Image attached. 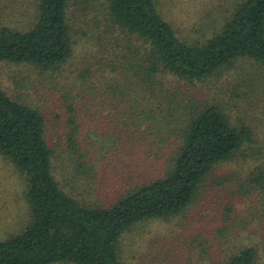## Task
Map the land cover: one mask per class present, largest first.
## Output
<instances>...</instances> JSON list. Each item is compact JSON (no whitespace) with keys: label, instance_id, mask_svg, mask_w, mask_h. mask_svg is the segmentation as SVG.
<instances>
[{"label":"rangeland","instance_id":"1","mask_svg":"<svg viewBox=\"0 0 264 264\" xmlns=\"http://www.w3.org/2000/svg\"><path fill=\"white\" fill-rule=\"evenodd\" d=\"M155 1L178 37L203 42L220 31L242 0ZM36 4L37 0H0V28L27 31L35 21ZM109 20L100 0H71L73 55L66 65L53 72L30 64L0 67L5 93L45 117L55 153L53 174L66 193L81 204L107 207L163 177L175 146L173 139L164 141L159 130H167V125L169 130L179 129L176 118L194 105L219 106L233 125L250 127L264 141V67L239 60L201 82L165 77L159 78L160 86L152 79L148 87L137 76V67L135 72L132 68L139 63L141 43ZM125 72L136 76L135 83L125 80ZM71 131H76L75 152L68 142ZM79 150L92 167L80 162ZM222 168L205 181L195 202L180 216L141 223L127 232L121 239L123 264H224L262 239L264 222L247 226L245 221L255 197L239 192L232 176L236 170L247 175L249 167ZM27 186L25 173L0 156V240L29 224Z\"/></svg>","mask_w":264,"mask_h":264},{"label":"trees","instance_id":"2","mask_svg":"<svg viewBox=\"0 0 264 264\" xmlns=\"http://www.w3.org/2000/svg\"><path fill=\"white\" fill-rule=\"evenodd\" d=\"M100 1L109 21L141 43L139 63L132 66L141 82L153 79L160 86L159 78L165 77L201 82L239 60L264 67V0H242L220 31L203 42L178 37L159 14L155 0ZM70 3L37 0L30 29L0 28V67L30 64L53 72L66 65L73 55ZM124 75L128 83L137 80L131 73ZM69 110L74 111L72 106ZM187 110L176 118L179 129L169 130L167 125V130H159L164 141L173 139L175 146L163 177L104 207L81 204L61 188L53 174L55 153L47 139L45 117L37 108L13 100L0 86V156L25 173L30 210L23 231L0 240V264H123L121 239L127 232L141 223L180 216L195 202L205 181L227 165L249 167L247 175L236 170L232 176L239 192L255 197L247 226L264 222V141L250 127L233 125L219 106L194 105ZM70 123L74 125L73 120ZM67 136L75 152L76 131ZM76 153L82 164L93 166L80 150ZM254 241L224 264H260L264 235Z\"/></svg>","mask_w":264,"mask_h":264}]
</instances>
